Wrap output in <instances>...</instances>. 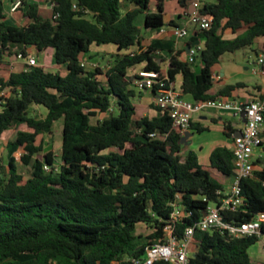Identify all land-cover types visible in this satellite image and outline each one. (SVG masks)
Here are the masks:
<instances>
[{"label": "trees", "instance_id": "trees-1", "mask_svg": "<svg viewBox=\"0 0 264 264\" xmlns=\"http://www.w3.org/2000/svg\"><path fill=\"white\" fill-rule=\"evenodd\" d=\"M48 1L57 17L43 16L38 1L24 0L18 9L27 21L19 24L0 0V145L5 131L18 128L7 142V163L0 162V264H133L131 256L144 253L157 234L138 232L139 223L160 229L170 218V202L179 198L191 210L176 223L182 233L219 200L224 179L235 174L233 146L217 145L204 163L196 150H184L183 133L155 103V115L137 116L135 98L142 90L129 73L163 71L156 51L174 42L155 38L146 47L140 42L141 24L149 29L175 24L165 21L163 0L155 11L151 0ZM201 10L212 23L190 35V44L200 40L199 69L196 60L180 57L182 50L173 52L167 69V82L181 75L177 86L193 101L230 94L239 81L210 92L214 65L225 52L264 35V0H205ZM228 29L236 35L226 36ZM95 44L116 46L106 69L88 68L83 60ZM31 45L42 51L38 63L5 75L6 56L27 55ZM34 104L47 109L44 116L30 111ZM99 112L107 114L93 122ZM57 123L65 124L61 150L43 152ZM225 126L228 134L234 132L230 123ZM189 128L208 129L192 122ZM155 131L168 135H152ZM261 146L253 174L241 179L244 203L225 212L228 219L264 212V142ZM20 148V159L31 166L28 175L19 168ZM263 234L264 223L261 234L240 237L197 229L190 264H258L250 247Z\"/></svg>", "mask_w": 264, "mask_h": 264}, {"label": "built area", "instance_id": "built-area-1", "mask_svg": "<svg viewBox=\"0 0 264 264\" xmlns=\"http://www.w3.org/2000/svg\"><path fill=\"white\" fill-rule=\"evenodd\" d=\"M24 0H13L10 11H16ZM53 4L51 3V6ZM76 6V4H74ZM195 10L188 13V22L195 24L197 28L211 26L212 17L204 13L201 0H194ZM54 18L58 13L51 14ZM163 29V27H162ZM173 33L177 40L190 34L188 24L173 26ZM196 48L190 46L189 59L195 60ZM18 56L25 57V65L38 63L36 54L28 52L27 55L19 53ZM264 67V53L260 54L257 62L253 65V71L257 72ZM131 83L140 90L154 89V102L163 111H166L172 118L173 127L184 132L191 125V118L194 112L205 107L216 106L219 108L232 109L240 114L246 111L245 125L240 134H234L233 150L235 154V174L233 181L227 186L218 189L219 200L211 201L204 214L194 223L187 225L182 233L177 230V221L189 215L179 198L172 200L170 218L161 225L151 227L150 232H156L153 240L146 244L144 253L132 255L133 264H190L195 244V232L201 230H220L234 237L261 234L264 223V212L248 220L228 219L224 213L233 212L239 209L244 203L245 195L241 186L243 177L252 175L255 169L254 152L264 142V93L252 97L246 102L229 100L226 98L200 99L193 101L185 97L183 90L178 87L174 80L167 82V73L155 69H140L137 73L130 74ZM214 79L220 78L219 73L213 74ZM2 95L7 94L6 90L1 91ZM152 135L160 134L163 137L168 132H151ZM46 169H50L46 165Z\"/></svg>", "mask_w": 264, "mask_h": 264}, {"label": "crops", "instance_id": "crops-1", "mask_svg": "<svg viewBox=\"0 0 264 264\" xmlns=\"http://www.w3.org/2000/svg\"><path fill=\"white\" fill-rule=\"evenodd\" d=\"M7 11L10 13L8 15H13L16 12H20L19 17H15V20L21 19L22 23L27 21V18L23 14V9H18L17 11L11 12L9 9L11 7L12 0H4ZM194 0H163L164 3V16L165 21L173 19L175 24H165L160 29H149L145 28L141 24V43L144 47L149 45L153 39L162 38L173 42L167 43L165 48H161L156 51L159 61L162 63L163 72L167 73V69L170 63V58L173 52L176 50H182L180 57L185 59L189 57L190 45L194 44L196 52H198L199 46L196 44L200 43V40H195L190 44V35L193 34L197 27L195 24L188 22V13L195 10L193 5ZM205 0H201L202 5ZM212 1V0H211ZM7 4V5H6ZM42 2H39V10L43 16L46 11H50L49 15L52 14V6L48 1V5L42 7ZM158 0H151L150 9L152 11L157 10ZM10 18V17H9ZM14 20L13 18H10ZM188 24L190 28V34L180 40H177L173 33V26L175 25H185ZM236 33L232 32L230 29L226 30V36L233 37ZM264 35L258 36L255 39V42L252 45L237 49L236 51H229L222 54L220 60L213 67V74L219 73L220 78L214 79V84L210 89V92L217 93L225 85L230 83L240 82L228 95H221L218 98H226L229 100H239L246 102L252 97L261 95L264 93V67L261 70L254 72L253 65L257 62V59L260 54L264 53ZM138 44L134 45L133 48H136ZM172 48V49H170ZM28 52L34 53L37 55L38 60L41 59L42 51L37 50L33 45L28 46ZM116 50V46L113 44H102V45H93L91 50L87 53L82 54L83 60L86 62L88 68H92L93 65L100 64L104 69L109 65V59L112 51ZM41 55V56H40ZM106 58V62H103L102 59ZM195 68L199 69L202 61L200 57L195 59ZM26 58L20 57L18 54H9L6 56L5 60L1 63L2 71L5 75H8L13 70H21L26 67ZM141 66V65H140ZM138 66V67H140ZM55 69L61 70L62 73H66L67 69L64 65L55 64ZM132 73H129V75ZM181 82V75H178L175 83L178 85ZM149 92V100H154V93L151 89L143 90V94ZM185 97L192 99V95L186 94ZM37 108L39 110V116H44L47 109L41 105L34 104L30 107ZM156 108V107H155ZM41 112V113H40ZM158 112L157 108L154 114ZM148 114V113H145ZM240 114L235 113L232 109L219 108L216 106L205 107L200 111L193 113L191 122L194 125H204L208 129L203 131L212 130L213 127H216V130L219 131V135L216 137L209 136L200 141H196V136L198 133L203 131H197L196 129L189 128L190 131L187 137V144H184V150L189 148L196 150L200 156V159L204 163L210 162V154L212 150L217 145L226 144L228 146H233L234 134L238 133L243 129L245 125V120ZM150 115V114H149ZM225 123H230L234 129V132L228 134L226 131L231 129L225 126ZM61 125V124H60ZM12 129V128H10ZM4 136V135H3ZM196 141V142H195ZM262 146L257 147L254 152V158L260 154ZM234 179V175L226 177L224 179V186L230 184Z\"/></svg>", "mask_w": 264, "mask_h": 264}, {"label": "rangeland", "instance_id": "rangeland-1", "mask_svg": "<svg viewBox=\"0 0 264 264\" xmlns=\"http://www.w3.org/2000/svg\"><path fill=\"white\" fill-rule=\"evenodd\" d=\"M38 2H42V7H46L48 5V0H36ZM7 5V4H6ZM8 10V9H7ZM8 14H10L7 11ZM50 13V11H46L45 15L48 16ZM20 12H16L13 15H8V17L13 18L14 22L16 23H22L21 19L15 20V17H19ZM41 56V55H40ZM103 62H106V58L102 59ZM149 92H145L143 94V90L142 92H140V95L138 97L135 98L136 103H137V108H138V112H137V116L143 115L145 113H148L150 115L154 114L156 111V108L153 106L152 103H155L154 100H149ZM32 113L36 114L39 116V110L37 108H31L30 110ZM41 113V112H40ZM107 113L106 112H99L97 115L92 116V121L96 122L99 119H102ZM24 126V125H22ZM54 129L56 130V133H48L46 135L47 139H48V143L45 147V149L43 150V152L51 149L54 153H59L61 150V145H62V140H61V133H60V124H55ZM17 127H12V129H8L7 131H5L4 136H3V143L0 145V162L3 164H6L8 161V149H7V142L10 139H14L16 137L17 134ZM219 135V131L216 130V127H213L212 130L209 131H203L201 133H198L196 136V141H200L204 138H208L209 136L211 137H216ZM195 141V142H196ZM193 149V147H192ZM23 151L22 148H20L19 150H17L15 152L16 157L18 158V164H19V168L21 169V171H23L26 175L29 174L30 170H31V166L24 164L22 162V160L20 159V155L21 152ZM41 152L40 155L43 153ZM231 177V176H230ZM138 232H141L143 234H148L151 231V227L146 224V223H139L138 224ZM194 249V248H193ZM250 253L253 257V259L255 260V262H257L258 264H264V234L261 235L260 239L254 243L251 247H250Z\"/></svg>", "mask_w": 264, "mask_h": 264}, {"label": "water", "instance_id": "water-1", "mask_svg": "<svg viewBox=\"0 0 264 264\" xmlns=\"http://www.w3.org/2000/svg\"><path fill=\"white\" fill-rule=\"evenodd\" d=\"M192 45H194V44H192ZM192 45H190V46H192ZM242 117L244 118V120H246V111H243L242 112ZM64 127H65V124L64 123H62L61 125H60V133H63V129H64ZM242 132V130H240L238 133H236V134H240ZM189 133H190V131L187 129L185 132H184V134H183V136H182V138H181V140H180V142H182L183 144H187V137H188V135H189Z\"/></svg>", "mask_w": 264, "mask_h": 264}]
</instances>
